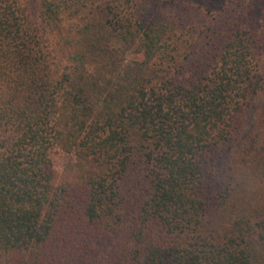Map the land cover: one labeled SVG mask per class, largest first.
I'll use <instances>...</instances> for the list:
<instances>
[{
  "label": "trees",
  "instance_id": "trees-1",
  "mask_svg": "<svg viewBox=\"0 0 264 264\" xmlns=\"http://www.w3.org/2000/svg\"><path fill=\"white\" fill-rule=\"evenodd\" d=\"M0 264H264V0H0Z\"/></svg>",
  "mask_w": 264,
  "mask_h": 264
},
{
  "label": "rangeland",
  "instance_id": "rangeland-1",
  "mask_svg": "<svg viewBox=\"0 0 264 264\" xmlns=\"http://www.w3.org/2000/svg\"><path fill=\"white\" fill-rule=\"evenodd\" d=\"M28 14H29L30 19H34L35 18V16H36V8H35V5H34V2H32L30 4V6L28 7ZM52 159L54 160L55 164L59 165V164H61V162H63L64 156H60L59 157V155H54Z\"/></svg>",
  "mask_w": 264,
  "mask_h": 264
}]
</instances>
